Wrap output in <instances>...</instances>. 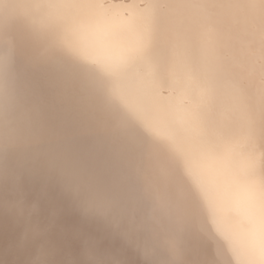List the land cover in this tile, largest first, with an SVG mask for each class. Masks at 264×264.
<instances>
[{"label":"bare ground","instance_id":"6f19581e","mask_svg":"<svg viewBox=\"0 0 264 264\" xmlns=\"http://www.w3.org/2000/svg\"><path fill=\"white\" fill-rule=\"evenodd\" d=\"M0 264H264V0H0Z\"/></svg>","mask_w":264,"mask_h":264}]
</instances>
